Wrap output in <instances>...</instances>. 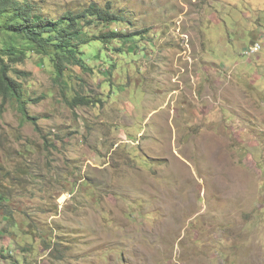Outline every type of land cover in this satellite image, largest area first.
Returning <instances> with one entry per match:
<instances>
[{
  "label": "rangeland",
  "instance_id": "374dc122",
  "mask_svg": "<svg viewBox=\"0 0 264 264\" xmlns=\"http://www.w3.org/2000/svg\"><path fill=\"white\" fill-rule=\"evenodd\" d=\"M26 1L56 20L109 3L122 20L84 26V67L61 78L17 42L0 264H264V0Z\"/></svg>",
  "mask_w": 264,
  "mask_h": 264
},
{
  "label": "trees",
  "instance_id": "16d2710c",
  "mask_svg": "<svg viewBox=\"0 0 264 264\" xmlns=\"http://www.w3.org/2000/svg\"><path fill=\"white\" fill-rule=\"evenodd\" d=\"M112 10L109 3L104 7L92 3L80 13H67L56 20L36 13L33 11V5L26 0H0V17L6 19L0 26V33L7 36V41L0 49V97L2 100L23 104L21 82L10 76V73H16L12 66L22 63L25 59L24 51L16 46L18 41H25L41 54L54 58L57 78H61L65 64L84 67L77 50L81 44L89 40V37L81 36L84 26L99 24L108 26L122 20V17L113 13ZM119 36L115 31H107L93 38L109 44L117 40ZM4 56L7 61L4 60ZM87 102L83 97L72 99L73 104Z\"/></svg>",
  "mask_w": 264,
  "mask_h": 264
},
{
  "label": "built area",
  "instance_id": "2783aa9c",
  "mask_svg": "<svg viewBox=\"0 0 264 264\" xmlns=\"http://www.w3.org/2000/svg\"><path fill=\"white\" fill-rule=\"evenodd\" d=\"M257 50V46L253 49V51Z\"/></svg>",
  "mask_w": 264,
  "mask_h": 264
}]
</instances>
